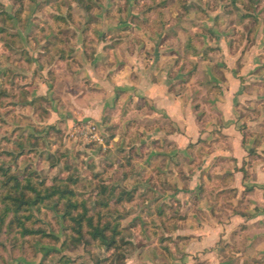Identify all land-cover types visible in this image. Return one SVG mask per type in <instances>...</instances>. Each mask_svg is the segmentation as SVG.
<instances>
[{
  "label": "rangeland",
  "instance_id": "1",
  "mask_svg": "<svg viewBox=\"0 0 264 264\" xmlns=\"http://www.w3.org/2000/svg\"><path fill=\"white\" fill-rule=\"evenodd\" d=\"M0 3V12L4 11L0 16V194L3 181L12 176L32 177L39 186L76 178L80 197L95 210L96 199L103 201L110 195V190L103 194L102 189L115 188L114 195L126 201L122 264H146L145 256L152 259L150 264H158L155 260L168 264L159 259L157 242L168 254L174 243L166 235L172 233L166 227L161 231L156 219L171 224L168 213L177 208L162 196L176 193L173 172L166 165L178 169L180 163L167 159L163 132H177V125L155 116L152 106L141 100L123 102L118 97L106 105L101 118L86 116L92 105L83 103V95L93 91L91 69L106 71L101 62L92 66L89 62L102 52L103 38L109 43L111 59L119 65L120 50L130 53L135 45L147 46L143 33L148 38L149 31L180 35L186 38L176 52L180 81L185 84L180 88L189 92L196 112L208 114L215 110L210 96L219 91L216 82L224 79L226 71L240 74L249 65L245 75H255L264 86V0ZM198 142L195 146L201 150L196 153L189 147L195 159L215 147L212 142ZM178 156L173 158L184 159ZM213 189H206L209 195ZM34 214V229L45 231L46 236L20 240L16 232L0 229V264H62L63 257L69 264H113L99 243L62 249L71 230L56 200Z\"/></svg>",
  "mask_w": 264,
  "mask_h": 264
},
{
  "label": "crops",
  "instance_id": "2",
  "mask_svg": "<svg viewBox=\"0 0 264 264\" xmlns=\"http://www.w3.org/2000/svg\"><path fill=\"white\" fill-rule=\"evenodd\" d=\"M147 33L150 38L142 35L147 46L135 45L130 53L120 50L119 65L111 59L109 43L103 38L102 52L98 51L89 66L102 63L106 71L91 69L93 91L83 95V103L92 106L85 115L101 118L106 105L118 97L123 102L141 100L143 105L152 106L155 116L177 125V132H163L168 142L167 159L180 166L166 165L173 172L176 193L162 196L177 208L168 213L171 224L156 219L161 231L166 227L172 233L166 238L174 243L166 254L157 242L160 260L168 264H264L263 82L255 75H245L249 65L240 74L226 71L224 79L216 82L219 91L210 96L215 110L198 113L191 106L189 92L180 88L185 84L180 81L176 52L186 38L179 35L176 43V35L170 31ZM186 47L190 49V45ZM77 99L80 102L81 98ZM199 139L215 147L207 148L209 152L200 156L202 159H195L189 147L195 153L201 150L195 146ZM177 153L184 159H174ZM209 188L214 191L211 195ZM143 260L153 263L147 256Z\"/></svg>",
  "mask_w": 264,
  "mask_h": 264
},
{
  "label": "trees",
  "instance_id": "3",
  "mask_svg": "<svg viewBox=\"0 0 264 264\" xmlns=\"http://www.w3.org/2000/svg\"><path fill=\"white\" fill-rule=\"evenodd\" d=\"M0 7H3L1 3ZM3 15L4 11H1L0 16ZM7 18L10 19V16ZM58 53L59 60H62L61 51L56 52ZM77 184L76 178L56 179L50 186H46L45 183H41V186L36 185L32 177L20 180L12 176L3 181L4 191L0 194V203L3 205L0 209V229L7 228L11 232H16L20 240L31 236H46L45 231L34 229V222L37 221L34 210L40 213L44 204L56 200L63 206L64 219L69 222L71 230V234L62 244L63 250L76 248L82 244L99 243L105 247L113 264H122L126 259L123 254L127 245L121 224L127 215L123 207L126 203L124 197L122 195L116 197L115 188H103L101 192L106 194L110 190V195L104 197L103 201L96 199L94 205L97 208L93 210L92 206L80 197L76 189ZM100 196L102 195H96ZM113 200L115 203L111 205ZM61 263L69 264L70 260L63 257Z\"/></svg>",
  "mask_w": 264,
  "mask_h": 264
}]
</instances>
